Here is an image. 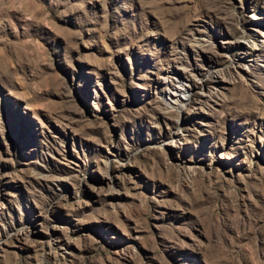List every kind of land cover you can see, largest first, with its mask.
Returning <instances> with one entry per match:
<instances>
[{
    "label": "rangeland",
    "instance_id": "rangeland-1",
    "mask_svg": "<svg viewBox=\"0 0 264 264\" xmlns=\"http://www.w3.org/2000/svg\"><path fill=\"white\" fill-rule=\"evenodd\" d=\"M0 264H264V0H0Z\"/></svg>",
    "mask_w": 264,
    "mask_h": 264
},
{
    "label": "bare ground",
    "instance_id": "bare-ground-1",
    "mask_svg": "<svg viewBox=\"0 0 264 264\" xmlns=\"http://www.w3.org/2000/svg\"><path fill=\"white\" fill-rule=\"evenodd\" d=\"M190 94V90L185 87L183 78L177 77L175 82L172 83V88L166 89L163 95L169 107L177 109L178 111L181 110L190 99Z\"/></svg>",
    "mask_w": 264,
    "mask_h": 264
}]
</instances>
